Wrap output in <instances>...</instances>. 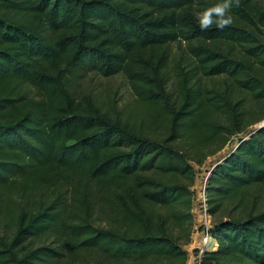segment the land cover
<instances>
[{
    "label": "trees",
    "instance_id": "1",
    "mask_svg": "<svg viewBox=\"0 0 264 264\" xmlns=\"http://www.w3.org/2000/svg\"><path fill=\"white\" fill-rule=\"evenodd\" d=\"M214 3L0 0V264H187L193 162L238 134L207 176L202 262L264 264V1L202 32ZM91 75L123 76L140 111Z\"/></svg>",
    "mask_w": 264,
    "mask_h": 264
},
{
    "label": "rangeland",
    "instance_id": "2",
    "mask_svg": "<svg viewBox=\"0 0 264 264\" xmlns=\"http://www.w3.org/2000/svg\"><path fill=\"white\" fill-rule=\"evenodd\" d=\"M181 55H184L183 47L180 45H175V54L172 57L173 65L176 64ZM82 85V88L85 91L98 96L105 106H112L116 110H124L127 112L140 111L131 86L123 76L119 75L112 78H103L91 75L85 79ZM260 123L252 126L251 128L257 127ZM242 136H245V134H238L234 136L221 151L208 156L202 164L193 162L197 173L196 182L194 185V231L191 243L184 246L188 253L187 264H203V251L213 248L216 244L215 238L209 234L208 230L214 218L212 215H210L207 204L204 202V190L207 182V176L209 175V169L211 166L217 161L222 160L224 155L230 150L235 149L239 137Z\"/></svg>",
    "mask_w": 264,
    "mask_h": 264
},
{
    "label": "clouds",
    "instance_id": "3",
    "mask_svg": "<svg viewBox=\"0 0 264 264\" xmlns=\"http://www.w3.org/2000/svg\"><path fill=\"white\" fill-rule=\"evenodd\" d=\"M240 0H216L212 6L202 9L196 16V22L202 32L215 26L224 30L234 24L233 7H238Z\"/></svg>",
    "mask_w": 264,
    "mask_h": 264
},
{
    "label": "water",
    "instance_id": "4",
    "mask_svg": "<svg viewBox=\"0 0 264 264\" xmlns=\"http://www.w3.org/2000/svg\"><path fill=\"white\" fill-rule=\"evenodd\" d=\"M263 125H264V121L261 122L257 127H261V126H263Z\"/></svg>",
    "mask_w": 264,
    "mask_h": 264
},
{
    "label": "built area",
    "instance_id": "5",
    "mask_svg": "<svg viewBox=\"0 0 264 264\" xmlns=\"http://www.w3.org/2000/svg\"><path fill=\"white\" fill-rule=\"evenodd\" d=\"M204 193H205V190H204ZM204 202H206V197H205V200H204ZM207 204V203H206Z\"/></svg>",
    "mask_w": 264,
    "mask_h": 264
},
{
    "label": "crops",
    "instance_id": "6",
    "mask_svg": "<svg viewBox=\"0 0 264 264\" xmlns=\"http://www.w3.org/2000/svg\"><path fill=\"white\" fill-rule=\"evenodd\" d=\"M215 243L217 244V241ZM216 244L214 245V247L216 246Z\"/></svg>",
    "mask_w": 264,
    "mask_h": 264
}]
</instances>
